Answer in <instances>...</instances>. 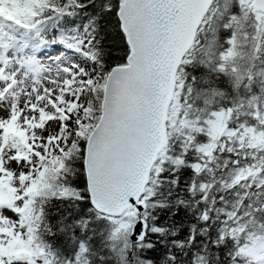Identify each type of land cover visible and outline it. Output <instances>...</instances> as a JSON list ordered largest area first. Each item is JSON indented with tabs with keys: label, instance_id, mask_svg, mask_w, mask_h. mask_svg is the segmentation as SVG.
Segmentation results:
<instances>
[{
	"label": "snow or ice",
	"instance_id": "obj_1",
	"mask_svg": "<svg viewBox=\"0 0 264 264\" xmlns=\"http://www.w3.org/2000/svg\"><path fill=\"white\" fill-rule=\"evenodd\" d=\"M0 264H264V0H0Z\"/></svg>",
	"mask_w": 264,
	"mask_h": 264
}]
</instances>
